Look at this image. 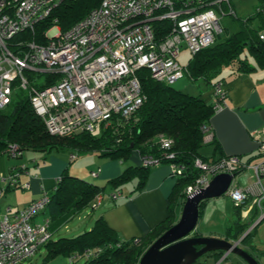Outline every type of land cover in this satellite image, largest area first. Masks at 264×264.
Wrapping results in <instances>:
<instances>
[{
	"label": "built area",
	"instance_id": "2783aa9c",
	"mask_svg": "<svg viewBox=\"0 0 264 264\" xmlns=\"http://www.w3.org/2000/svg\"><path fill=\"white\" fill-rule=\"evenodd\" d=\"M64 1L68 0H0V109L11 103L17 89L25 90L48 131L60 136L94 132L101 125L121 126L122 120L130 119L145 101L140 69H148L156 81L173 84L187 70L179 60L182 46L194 56L213 45L222 31L220 15L235 14L231 0H102L70 28L63 30L57 24L47 28L43 41L24 36L34 34L37 25ZM154 21H168L171 26H160L163 32L158 33ZM260 38L264 40V30ZM213 91L214 110H221L226 88L218 81ZM257 139L258 158L252 162H244L238 155L210 161L196 158L199 173L184 191L186 200L207 188L216 175H233L226 194L236 206H242L245 217L253 210L258 213L241 238L229 240L234 246H243V238L264 220V132ZM157 140L168 149L174 142L164 134ZM5 152L14 157L22 155L15 143ZM137 152L144 167L165 163L161 157ZM166 156L173 157L174 153ZM76 157V153L70 154L71 160ZM167 164L175 179L185 175L184 164ZM245 169L253 171L255 180L241 187L237 176ZM92 174L97 176L98 172ZM19 176L14 171L8 186L17 187ZM29 186L23 184L24 188ZM5 192L6 188H0V200ZM121 195L115 191L112 197ZM103 197L102 192L96 196L93 208ZM49 202L50 194L44 192L22 209L7 205L0 211V264H21L52 237L49 218L39 223L34 220ZM140 241L136 238V243ZM101 251V247L85 249L72 256L70 264L93 259Z\"/></svg>",
	"mask_w": 264,
	"mask_h": 264
},
{
	"label": "trees",
	"instance_id": "16d2710c",
	"mask_svg": "<svg viewBox=\"0 0 264 264\" xmlns=\"http://www.w3.org/2000/svg\"><path fill=\"white\" fill-rule=\"evenodd\" d=\"M101 2L102 0L64 1L53 10L47 19L37 25L34 34L24 33V36L27 38L37 36L39 41H43L47 28L57 24L66 30L84 18L92 9L98 7ZM258 16L263 19V24L259 28L250 27L249 21ZM153 25L159 29L157 31L160 33L163 32V27L160 26L164 25L167 29L171 23L154 21ZM263 30L264 0L257 5L253 17L243 20L240 30L224 40L217 41L216 39L213 45L196 53L186 65V72L194 80L201 79L207 84L214 85L218 82L214 80L215 77L225 66L237 64L240 69L244 68V71L253 68L247 60L241 58L246 50L249 54L256 56L259 64L264 65V40L260 38ZM138 76L145 101L130 119H123V124L119 127L101 125L94 132L84 131L67 136L51 134L43 119L35 112L28 92L22 89L14 92L11 103L8 105L11 107L10 111L0 109V154L7 150L10 143H15L22 153L24 151L50 153L53 150L66 149L76 153L77 157L82 153L97 152L102 156L127 162L131 154L134 152L139 154L137 152L139 151L141 154L161 157L165 163L175 162L185 165V175L176 179L173 193L169 198L168 217L160 222L151 233L142 237L139 243H136V238L120 239L103 216L95 220L90 230H85L73 237L53 238L56 228L72 219L74 215L80 214L84 209L93 207L96 196L104 192L102 187L72 175L69 169H66L58 179L55 189L49 193L50 202L45 210L49 214L52 233V237L43 245L47 252L44 256L46 264L58 256L67 257L66 264H70L72 256L83 253L85 249H97L98 247L102 248L99 256L84 261V263L138 264L146 249L175 223L173 204L179 198L185 199L184 191L187 185L192 183L198 175L199 170L195 166L196 158L215 160L214 157L209 159L201 152L206 145L204 126H208L215 113L214 104L207 103L201 95H191L175 89L172 84L156 81L146 68L140 69ZM160 134L174 140L171 148L161 147L157 140ZM212 144L215 146V151L220 149L215 142ZM168 152H173L174 156L167 157ZM150 169L144 166H129L120 176L110 182L114 186H121L137 176L138 188L142 189ZM204 203L205 201L201 203L200 213ZM180 204L183 203L180 202ZM234 209L239 221H235L228 227L227 238L237 240L254 223L258 213L253 210L252 216L246 221L241 218L242 206H235ZM258 225L243 238L242 244L247 243ZM223 255L224 251L209 252L194 264H213ZM80 263L79 260L76 261V264Z\"/></svg>",
	"mask_w": 264,
	"mask_h": 264
},
{
	"label": "crops",
	"instance_id": "0c3cea01",
	"mask_svg": "<svg viewBox=\"0 0 264 264\" xmlns=\"http://www.w3.org/2000/svg\"><path fill=\"white\" fill-rule=\"evenodd\" d=\"M262 1L257 0L255 3L253 6L254 13L257 5ZM230 3L232 10L235 12V14H230L237 16L235 2L231 0ZM249 23L247 25L249 24L250 27L259 28L263 24V19L258 16L255 19L252 18ZM241 58L247 60V63L253 68L244 71V68L240 69L237 64H231L223 67L214 79L215 81L222 80L227 92L225 106L221 110L215 111L208 124V131L205 132L204 140L206 145L210 147V153L207 156L209 159L214 157L217 160L223 156L238 155L244 162H252L258 158L259 143L257 137L264 132V65L259 64L256 56L249 54L247 50L242 53ZM206 86L204 94L200 92L198 95H201L207 103L211 104L214 101L213 85L210 83ZM212 142L219 145L220 149L218 151H215ZM71 153L70 150L64 149L53 150L50 153L24 151L18 157L11 156L6 152L0 154V188H6L0 204L6 197L5 200L12 202V204L7 205L12 206L13 210L26 207L30 202L42 196L44 192H52L62 173L69 169L72 175L86 179L104 189L101 204L96 208H86L80 214L91 215L97 210L99 213L96 220L103 216L122 240L145 237L168 217L169 198L176 184V179L173 177L172 168L169 164L164 163L151 168L144 187L139 189L137 176L124 183H128L125 186L124 184L114 186L110 182L120 176L129 166H142L140 156L136 152L131 154L127 162L112 159L108 156L102 160L94 159L93 155L88 154L85 156L79 154L72 161L70 159ZM99 156L104 157L100 154ZM91 164H96L93 165L94 169L90 172L84 170L85 166ZM14 171L20 173L19 184L17 187L11 188L8 186V179ZM94 171L98 172L97 176L92 174ZM247 174L250 175L249 179L246 184H241L240 176ZM254 180V173L251 169H245L237 176V184L241 187H247ZM24 183H29L30 186L24 188ZM115 191H121L122 195L114 199L112 194ZM231 200L233 201L232 198ZM180 202L183 204H180ZM184 202V198H179L173 204L175 222L180 219V211L182 213ZM235 206L233 201L232 207ZM45 210L41 212L43 215H40V213V216L35 217V222L39 223L49 218V214ZM0 211H5V208L0 206ZM252 214L253 212L250 215L248 213V216L245 217L241 211V218L248 221ZM77 215L79 214L74 215L73 218ZM201 216L202 212L200 213ZM91 228L89 227L86 230ZM227 230L223 236L219 237L228 239Z\"/></svg>",
	"mask_w": 264,
	"mask_h": 264
},
{
	"label": "rangeland",
	"instance_id": "374dc122",
	"mask_svg": "<svg viewBox=\"0 0 264 264\" xmlns=\"http://www.w3.org/2000/svg\"><path fill=\"white\" fill-rule=\"evenodd\" d=\"M233 2H235L236 4L237 16H233V14L220 15L222 31L217 35V41L224 40L228 35L235 33L242 27L243 20L249 18L251 15L253 16V6L255 5L257 0H233ZM255 18L256 17H254L253 19ZM191 58H193L192 54L189 50L186 49L185 45H183L182 53L179 58L180 62L183 65H188ZM206 85L208 84L201 79L194 80L193 78H191L188 72H185L183 78L177 80L172 84L175 89L181 90L191 95H198L200 92L204 94V91L207 88ZM10 109L11 107L8 106L4 110L8 112L10 111ZM209 150L210 147L206 145L202 148L201 152L204 156H209ZM87 154L93 155L94 159L98 158L102 160L103 158H106V156L101 157L98 153L95 152L82 153L80 155L85 156ZM79 159L77 160V162L79 161ZM93 165L96 164L85 166L84 170H88L90 172V170L94 169ZM249 177V174L240 176V183L246 184V181L249 179ZM125 185H128V183L124 184V186ZM5 198L0 204L2 208H5V205L9 203L12 204L11 201H7V199L5 200ZM232 206L233 201L229 196H227V194L205 200L204 206L202 207V216L200 217L195 230L192 231L190 235L193 236L197 233H200L203 236H223L229 225L234 224L235 221H239L238 215L235 212L234 207ZM98 213L99 212L95 210L91 215H86V213L77 215L75 218L70 219L65 224H62L58 228H56L53 232V238L58 239L60 237H73L84 232L89 227H93ZM40 215L43 214L41 213ZM244 248L248 250V252H250L259 261L260 264H264V220L253 231L250 239L246 244H244ZM46 254V249L42 246L30 259L22 262L21 264H46L44 261V256H46ZM67 262V257L58 256L51 259V261L47 264H66ZM83 262L84 261L82 260L81 264H83ZM220 264L248 263L239 255L233 252H229Z\"/></svg>",
	"mask_w": 264,
	"mask_h": 264
},
{
	"label": "water",
	"instance_id": "95a60500",
	"mask_svg": "<svg viewBox=\"0 0 264 264\" xmlns=\"http://www.w3.org/2000/svg\"><path fill=\"white\" fill-rule=\"evenodd\" d=\"M232 180V174H218L207 188L188 196L184 202L180 219L146 249L138 264H194L202 256L215 251L225 253L231 251L248 264H260L243 246H234L228 239L190 235L198 224L201 203L226 194ZM221 259L215 264H219Z\"/></svg>",
	"mask_w": 264,
	"mask_h": 264
},
{
	"label": "clouds",
	"instance_id": "9594fccd",
	"mask_svg": "<svg viewBox=\"0 0 264 264\" xmlns=\"http://www.w3.org/2000/svg\"><path fill=\"white\" fill-rule=\"evenodd\" d=\"M243 247H244V246H243ZM224 253H225V252H224ZM220 259H221V258H220ZM220 259H219V260H220Z\"/></svg>",
	"mask_w": 264,
	"mask_h": 264
}]
</instances>
